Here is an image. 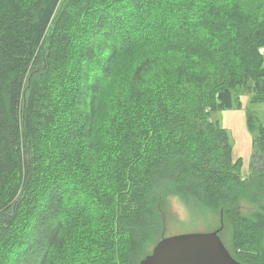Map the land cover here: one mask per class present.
I'll use <instances>...</instances> for the list:
<instances>
[{"label": "trees", "instance_id": "trees-1", "mask_svg": "<svg viewBox=\"0 0 264 264\" xmlns=\"http://www.w3.org/2000/svg\"><path fill=\"white\" fill-rule=\"evenodd\" d=\"M263 48L264 0H0V264H132L170 196L264 264V125L243 179L211 119Z\"/></svg>", "mask_w": 264, "mask_h": 264}, {"label": "rangeland", "instance_id": "rangeland-1", "mask_svg": "<svg viewBox=\"0 0 264 264\" xmlns=\"http://www.w3.org/2000/svg\"><path fill=\"white\" fill-rule=\"evenodd\" d=\"M147 34L145 35L147 38L151 35L159 37L156 33L147 32ZM250 97L249 94H241L240 108L235 107L211 114V119L226 131L232 159L239 162V173L243 179H246L252 171L254 154V133L248 127L247 114L252 115L256 123L264 125V107L261 104H251ZM162 209L166 219V228L161 230L164 237L187 233H208L216 230L218 225L216 211L198 212L192 208H185L173 196L164 201ZM242 209L247 211L255 209V206L243 203ZM144 257L137 255L132 264H139Z\"/></svg>", "mask_w": 264, "mask_h": 264}, {"label": "water", "instance_id": "water-1", "mask_svg": "<svg viewBox=\"0 0 264 264\" xmlns=\"http://www.w3.org/2000/svg\"><path fill=\"white\" fill-rule=\"evenodd\" d=\"M221 227L208 233L163 237L139 264H241L223 245Z\"/></svg>", "mask_w": 264, "mask_h": 264}, {"label": "crops", "instance_id": "crops-1", "mask_svg": "<svg viewBox=\"0 0 264 264\" xmlns=\"http://www.w3.org/2000/svg\"><path fill=\"white\" fill-rule=\"evenodd\" d=\"M261 54L264 56V48L263 49H261Z\"/></svg>", "mask_w": 264, "mask_h": 264}]
</instances>
